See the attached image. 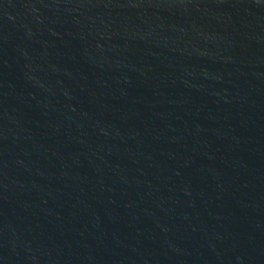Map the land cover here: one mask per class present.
<instances>
[{
    "label": "water",
    "instance_id": "1",
    "mask_svg": "<svg viewBox=\"0 0 264 264\" xmlns=\"http://www.w3.org/2000/svg\"><path fill=\"white\" fill-rule=\"evenodd\" d=\"M0 264H264V0H0Z\"/></svg>",
    "mask_w": 264,
    "mask_h": 264
}]
</instances>
